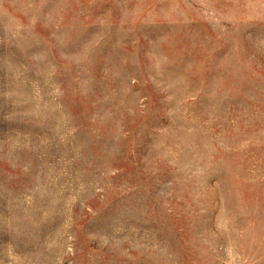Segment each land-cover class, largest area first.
<instances>
[{
  "label": "rangeland",
  "instance_id": "obj_1",
  "mask_svg": "<svg viewBox=\"0 0 264 264\" xmlns=\"http://www.w3.org/2000/svg\"><path fill=\"white\" fill-rule=\"evenodd\" d=\"M0 264H264V0H0Z\"/></svg>",
  "mask_w": 264,
  "mask_h": 264
}]
</instances>
